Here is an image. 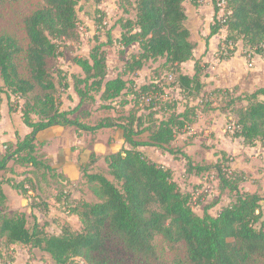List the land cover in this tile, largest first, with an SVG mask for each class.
Returning <instances> with one entry per match:
<instances>
[{
  "label": "trees",
  "instance_id": "trees-1",
  "mask_svg": "<svg viewBox=\"0 0 264 264\" xmlns=\"http://www.w3.org/2000/svg\"><path fill=\"white\" fill-rule=\"evenodd\" d=\"M16 0H0V6ZM204 0H189L197 7ZM215 11L210 26V36L225 28L226 37L221 43H241L248 52L264 54V0H211ZM225 4L224 17L218 20L217 3ZM100 4L101 0H94ZM132 8L133 18L119 19L120 35L116 39L122 50L136 45L124 65V73L107 77L106 53L100 46L91 49L88 57H75V65L83 76H72V82L61 77L56 62L71 44L80 42L77 0H41V5L23 21L27 39L26 47L8 34L0 35L1 93L23 99L21 119L31 131L15 144L5 143L0 157V172L7 171L8 163L32 167L37 171H51L36 150L37 135L51 127H73L76 132L94 134L102 129H118L126 147L104 156L106 174L95 171L96 156H89V163L81 167L82 178L90 185L95 202H82L66 206L76 216L81 230L62 229L59 235H49L34 220L28 225L23 212L0 213V240L5 247L22 245L39 249L48 254L53 264H70L76 258L92 256L91 264H121L114 262L107 247V240H118L123 249L146 264L159 261L153 244L161 237L171 245H182L186 264H264V219L261 213L262 198L240 190L245 175L230 169V158L221 154L216 163H194L181 149L172 147L176 135L186 131L200 112L216 108L225 116L228 126H233L231 136L242 140L246 147L257 143L264 145V88L252 93L232 89H213L204 92L201 82L207 65L194 60V42L186 26L185 0H121ZM101 20L98 21V25ZM221 45V46H222ZM220 46V49H221ZM24 55L28 78L21 76L17 64ZM163 60V66L175 76L180 95L186 105L181 111L179 103H167V117L155 120V112L146 115L130 110L124 119L104 118L95 125L83 123L78 111L98 94L100 103H109L132 95L135 103H145L149 110L160 104L164 88L156 82L137 86L133 76L149 61ZM193 61L192 76L182 73V65ZM58 75V82L54 80ZM72 88L79 102L71 109H62L56 97L58 88ZM201 98L200 103L192 104ZM147 99H149L147 101ZM200 100V99H199ZM123 101L121 106L127 105ZM103 105L102 108H110ZM215 105V106H214ZM214 106V107H213ZM168 107V108H167ZM84 115H88L86 112ZM145 135V141H141ZM140 147H152L185 161V174L201 176L215 172L218 195L227 196L231 202L212 216L210 203L198 215L193 209L194 192H184L174 179L173 171L150 160ZM35 172V173H34ZM108 176V177H107ZM34 182L25 177L13 181L0 180V206L6 196L2 187L10 185L20 195L28 198L26 184Z\"/></svg>",
  "mask_w": 264,
  "mask_h": 264
},
{
  "label": "rangeland",
  "instance_id": "rangeland-1",
  "mask_svg": "<svg viewBox=\"0 0 264 264\" xmlns=\"http://www.w3.org/2000/svg\"><path fill=\"white\" fill-rule=\"evenodd\" d=\"M77 1L80 42L71 44L70 47L67 50H64L62 55L58 58L56 68L62 72L61 77L71 83L72 76H83L80 68L75 65L73 59L75 57H88L91 49L100 46L102 51L106 53L107 77L114 78L117 75H122L124 79H128V76L124 73V65L133 52L137 50V46L132 45L127 49L122 50L117 44L116 39L121 32L117 22L119 19L133 18L134 12L132 8L125 6L127 11L124 12L121 0H101L99 5L96 4L94 0ZM184 4L189 11L192 7L189 4V0H185ZM40 5L41 0H16L0 6V35H11L25 48L27 39L24 32L23 21L25 17L30 15ZM99 20H101V24L98 25ZM163 63V60H158L157 62L149 61L145 64V68L137 75V77L135 76L136 74L133 76V78L135 77V81L139 84H142L144 80H147V82H156L158 85L162 86V89L164 88V94L162 96L163 100L160 104L155 106V109L149 110L147 108L148 105L145 103H135L132 95L122 97L113 102L112 105H109V103H100L99 100H97L99 95L94 94L96 100L94 99L93 102H87L83 108L88 115L81 114L82 112H79L78 114L81 116V121L86 124L95 125L104 118H112L114 121L118 118L124 119L130 110L137 113V115H146L152 111L156 113L153 119L161 120L167 117V114L169 113V110H165L162 105L165 103L170 105L172 102L179 103L176 110L181 111L186 104L183 97L180 95L178 86L174 82V74L170 75L172 74L171 70L164 67ZM17 64L21 76L28 78V71L26 69L23 54L18 58ZM189 66L184 67L183 70L188 72V70L191 69V66ZM54 80L58 82V75L56 73H54ZM0 89H2L1 80ZM71 96L74 97V99L77 97L71 87L68 89H63L61 87L58 88L56 97L58 98L62 109H71V107L75 106V101ZM123 101H127L128 103L124 107L121 106ZM2 102L9 110V113H15L14 117L10 119L12 125L14 127L20 125L21 116L18 118L16 113L19 115V111H22V104L24 103L23 99L14 95H8L7 93H1L0 103ZM103 105H109L110 108H102ZM228 127V125L225 126L224 133L231 137V131ZM198 135H200V133L194 132L190 136H187L188 140L186 141L176 139L174 144L172 143V147L180 149L178 146L182 143L188 144L189 141L193 140ZM204 135H207L205 137H208L210 133L207 132V134H205V132H202V136ZM43 137L45 139L44 141L51 143L47 145V151L53 155L54 160L57 161L58 164L60 163V160H62L61 155L63 154L65 156L68 148L70 149L72 146V141H75V138L72 139L71 142L69 141L68 146L67 142L61 146L58 143L55 145L52 144L58 142V139L63 138V140L66 141V139L70 140V137L73 138V132L71 134L64 129L53 130L43 135ZM76 138L78 139V145L74 144L71 151L73 152L76 147L79 149L78 163H82L81 167L86 166L89 163V156L92 152L97 155L93 169L105 174L106 168L103 156L117 152L124 147V142L121 139V132L119 133L113 129L111 131L108 129L101 130L93 136L86 133L84 134V137L80 138V135H78ZM139 140L144 141L145 135ZM211 144L212 142H205L202 149H198L199 147H191L192 145L188 148L201 151L203 153L202 155L206 157L208 155V158L213 156V159H207L210 162L202 160L200 165L206 166L209 163H216L218 152L212 149L213 147ZM148 152L149 150H146L144 153L146 154ZM160 154L161 157L158 156V158L167 165L170 164L172 166L181 190L185 192L186 189L190 192H195L193 200V209L195 213L202 215L203 209L207 205L218 201L219 195L215 188V182L217 181L215 172L210 170L203 175L201 181L210 185V189L201 190L202 184L194 185L193 182L184 176L183 172L185 166L183 165L185 162H182L179 156L176 158L163 152ZM202 155L200 154L199 159H202ZM154 157H156V155ZM220 157L221 156H219L218 159ZM62 163L63 160L61 161V166ZM11 171L14 172V168L13 170L11 168ZM12 172L10 174V172L7 171L4 177H10L12 174L14 177H20V179L11 178L13 184H15V181H22L24 179V174L28 173V171L25 170V167H16V172ZM36 173V182L32 181L30 184H26L28 189L33 191L34 196L30 195L31 198L27 199V201L19 198V202L17 201L16 203H12L9 197V201H7V203L4 202L3 206H0V213L13 214L23 212L27 216L29 226H31L33 221L36 220L49 235H59L65 227H68L73 232L80 231L81 224L79 219L69 213L66 202L75 206L82 202L97 201V198L91 192L90 185L85 182L82 176L80 179L72 174L70 176L63 174V176L57 177L52 176L51 174H42V170L37 171ZM153 244L159 255V261L156 264H186L182 245L168 244L159 236L155 237ZM107 247L111 252V257L114 262L121 264H146L144 261L127 253L123 249L121 243L116 239L109 238L107 240ZM91 260L92 256L87 258H76L70 262V264H91ZM0 264L53 263L50 256L39 249H31L22 245L5 247L0 240Z\"/></svg>",
  "mask_w": 264,
  "mask_h": 264
},
{
  "label": "crops",
  "instance_id": "crops-1",
  "mask_svg": "<svg viewBox=\"0 0 264 264\" xmlns=\"http://www.w3.org/2000/svg\"><path fill=\"white\" fill-rule=\"evenodd\" d=\"M186 14H187L186 26L190 31L191 40L195 44V48L193 51L194 60L200 59L202 63L207 65L205 76L202 77L201 79V82L204 84V90H203L204 92L210 93L213 89H232L234 87H237L240 90V92L252 93L260 88H264V54L257 55L251 51L248 52L246 49L243 48L241 43H237L235 45V51L229 58L227 59L220 58L219 56L220 46L222 45L221 43L226 37V30L225 28H221L216 35L210 36V26L213 23V18L215 14L211 0H204L199 6L191 7L189 11L186 9ZM137 51L138 48L135 52H133V54L136 53ZM189 65L191 66V69H189L188 72H185L183 68ZM193 65H194L193 61H189L183 64L181 68L182 73L185 75L192 76L194 74ZM144 68L145 66L141 70H139L135 76L137 77V75ZM133 81L137 86L150 83L147 82V80L146 81L144 80L142 84H139L135 81V77L133 78ZM71 98H73V100L75 101V106H77L79 102L78 98L76 97V99H74V97L72 96ZM261 99L264 100V96H262ZM200 101L201 98H198L197 100L192 102V104H198L200 103ZM84 107L85 105H82L77 114H79V112H82L81 114H85L86 110L83 109ZM14 115L15 113L13 112L9 113V110L6 108L3 102L0 103V157L4 154L5 143L15 144L18 139L24 138L31 131L28 127H26L23 124L22 119L20 120L21 124L14 127L10 121V119H12ZM16 115L18 116V118H20L21 112L19 111V115L18 113H16ZM226 124H227V120L225 116L222 115L214 107L210 111L200 112L197 116L196 121L192 123L186 131H183L178 135H176L172 143L174 144L176 139H181L183 141H186L188 140L187 136H190L194 132L200 133V135H198L196 138L189 141L188 144L182 143L178 147L181 149L182 152H184L188 157H190L194 163H202V160H205V162L206 161L210 162L207 159H213V156L208 158L209 156L208 155L207 157L203 156L202 155L203 153L201 151H197L196 149H188V148L192 145L191 147H199L198 149H202L205 142L206 143L212 142L211 144V146L213 147L212 149L218 152L217 153L218 156L216 157L217 158L216 162L221 158L220 157L218 159V157L221 156V154H225L226 157L230 158L231 160L229 164L230 169L236 173H242L245 175V181L240 184V190L251 194L256 193L262 198L260 206L262 209V215L264 217V210H263L264 145H260L259 143H257L254 147L244 146L242 144V140L233 138L232 136L230 137L228 134L226 135L224 133V128L225 126H227ZM56 129H64L71 134L73 132V138H71L72 137L71 136L70 140L66 139V141L63 140V138L58 139V142L52 143L54 145L58 143L61 146L62 144L67 142V146H68V142L69 141L71 142V140L74 138L75 141H72V146L74 144L78 145V139L76 137L80 135L81 138L84 137V134H86L85 132H79V133L76 132V129L73 127H60V126L51 127L45 131L40 132L36 137V142H35L37 147L36 150L38 151V155L42 156V159L46 161V164L51 169V171L42 172V174H48V175L51 174L52 176H57V177L63 176V174L64 175L66 174L68 176L72 174L76 176L78 179H80L82 176V171H81L82 163H78L79 149L77 147L72 152L71 151L72 146H71L70 149L68 148V151L67 153H65V156L63 154L61 155V158L63 160L62 166H61L62 160H60V163L58 164L57 161L54 160L53 155H51V153L47 151V145H49L50 142L44 141L45 139L43 135ZM108 130L111 131L112 129H108ZM113 130H116L119 133L121 132L120 130L115 128ZM98 132L99 131L95 132L94 134L91 133H87V134L93 136ZM202 132H205V134H207L208 132L210 133V135L208 137H205L207 135L202 136ZM121 139L123 140L122 134H121ZM124 147H126L125 144ZM139 150L143 153L146 150H149L148 153L146 154L144 153V154L150 160L171 169L173 171L174 179L178 184L176 174L174 173L172 166L170 164L167 165L158 158V156L161 157L160 150L152 147H140ZM91 154L95 155V153L92 152L90 153V155ZM200 154L202 155V159H199ZM155 155L156 157H154ZM95 156L97 157V155ZM179 158L181 159L182 162H185L181 156H179ZM183 166H185V163ZM7 167L10 169L7 171L10 172L11 174L12 172L11 168L12 170L14 168V172H16V167H21V166L14 165L11 162L8 163ZM25 170H27L28 173L24 174V178L25 177L33 178V180L36 182L35 176L33 174L34 169L32 167H25ZM7 171L0 172V180L4 178ZM183 174L186 178H188L191 182H193L194 185L202 184L201 190L210 189V185L201 181L203 175L201 176L186 175L185 170ZM7 178L20 179V177H14L13 174ZM215 184H216L215 188L218 191L217 181L215 182ZM9 189H11L12 191ZM2 190H3V194L6 196L5 203L9 201V197L12 203H16L17 201L19 202L20 200L19 198H21V200L27 201V199L31 198L30 195L34 196L33 191L30 190L28 192L29 194L28 198H25L24 196L20 195L17 191L13 190L8 185H4L2 187ZM185 191L190 192L189 190L186 189ZM230 202L231 199L229 197L224 195L220 196L218 197L217 203L213 207H211V209L208 210V213L212 216H215L221 210L222 207L228 205Z\"/></svg>",
  "mask_w": 264,
  "mask_h": 264
},
{
  "label": "built area",
  "instance_id": "built-area-1",
  "mask_svg": "<svg viewBox=\"0 0 264 264\" xmlns=\"http://www.w3.org/2000/svg\"><path fill=\"white\" fill-rule=\"evenodd\" d=\"M217 7L219 8V11H218V14H217V18H218V20H222L223 17H224V14H225V12H224V8H225L224 2L223 1H219L217 3ZM232 47H234V44L231 43V42H228L227 45H222L221 49L219 51V55L222 56V57L228 56L229 55L228 50L232 49ZM148 100L149 99H147V101ZM228 129L232 132L234 130V127L233 126H229Z\"/></svg>",
  "mask_w": 264,
  "mask_h": 264
}]
</instances>
